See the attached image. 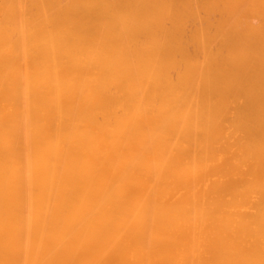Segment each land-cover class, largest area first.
I'll list each match as a JSON object with an SVG mask.
<instances>
[{"label": "bare ground", "instance_id": "obj_1", "mask_svg": "<svg viewBox=\"0 0 264 264\" xmlns=\"http://www.w3.org/2000/svg\"><path fill=\"white\" fill-rule=\"evenodd\" d=\"M0 264H264V0H0Z\"/></svg>", "mask_w": 264, "mask_h": 264}]
</instances>
